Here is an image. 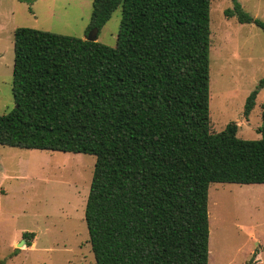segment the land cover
I'll list each match as a JSON object with an SVG mask.
<instances>
[{
  "label": "trees",
  "instance_id": "obj_1",
  "mask_svg": "<svg viewBox=\"0 0 264 264\" xmlns=\"http://www.w3.org/2000/svg\"><path fill=\"white\" fill-rule=\"evenodd\" d=\"M231 2L226 18L264 33ZM119 7L115 47L14 30L0 146L95 157L84 209L95 264H208L209 186L264 184V104L260 139L237 138L234 122L211 132L210 0H93L85 37ZM22 237L30 247L34 234Z\"/></svg>",
  "mask_w": 264,
  "mask_h": 264
},
{
  "label": "rangeland",
  "instance_id": "obj_2",
  "mask_svg": "<svg viewBox=\"0 0 264 264\" xmlns=\"http://www.w3.org/2000/svg\"><path fill=\"white\" fill-rule=\"evenodd\" d=\"M0 1L2 115L15 106L14 30L31 28L83 39L93 0ZM237 2L264 23V0ZM230 8L231 0H210V129L218 133L234 122L237 138L258 140L264 86L248 117L243 111L247 97L264 78V33L254 24L226 18L224 11ZM120 20L119 7L97 41L115 47ZM95 160L87 154L0 146V258L6 264H95L84 221ZM208 223V264H264V184H211ZM24 233L34 234L31 246L17 248Z\"/></svg>",
  "mask_w": 264,
  "mask_h": 264
},
{
  "label": "water",
  "instance_id": "obj_3",
  "mask_svg": "<svg viewBox=\"0 0 264 264\" xmlns=\"http://www.w3.org/2000/svg\"><path fill=\"white\" fill-rule=\"evenodd\" d=\"M97 33H98L97 29H92V30H90V31L87 33V35H86V37H85V40H86V41H89V42H94V41H96V39H97ZM24 245H26V241H25L24 239H22L19 243L16 244V247H17V248H21V247L24 246Z\"/></svg>",
  "mask_w": 264,
  "mask_h": 264
},
{
  "label": "crops",
  "instance_id": "obj_4",
  "mask_svg": "<svg viewBox=\"0 0 264 264\" xmlns=\"http://www.w3.org/2000/svg\"><path fill=\"white\" fill-rule=\"evenodd\" d=\"M0 5H4V2L0 1ZM250 234V233H249Z\"/></svg>",
  "mask_w": 264,
  "mask_h": 264
}]
</instances>
